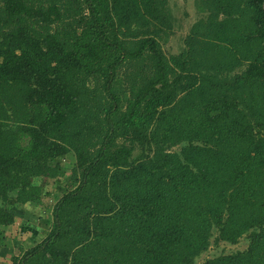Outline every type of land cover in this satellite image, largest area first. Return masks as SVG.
<instances>
[{"label":"trees","instance_id":"trees-1","mask_svg":"<svg viewBox=\"0 0 264 264\" xmlns=\"http://www.w3.org/2000/svg\"><path fill=\"white\" fill-rule=\"evenodd\" d=\"M195 8L170 55L168 0H0V258L193 264L216 229L249 245L206 264H264V0Z\"/></svg>","mask_w":264,"mask_h":264},{"label":"rangeland","instance_id":"rangeland-1","mask_svg":"<svg viewBox=\"0 0 264 264\" xmlns=\"http://www.w3.org/2000/svg\"><path fill=\"white\" fill-rule=\"evenodd\" d=\"M195 2L196 0H168V10L172 17V27L171 30L168 32L165 41L162 42V49L166 54L177 55L181 53L185 48L184 40L189 34L191 28L195 23H197L201 18L205 16V14H200L197 12L195 8ZM131 70L132 67L129 64L123 66L119 72V78L117 81L118 84H116L117 92L122 97L121 104L123 110L126 107L128 96H130V84L127 80V75H129ZM181 146L182 145H179L173 148L172 151L178 152ZM74 162V156L71 155V157L65 161V164L71 169ZM65 174L66 175L64 176V178H68L72 173L66 172ZM76 177L78 178V176ZM38 184L43 189L44 193H49V195H46L43 198L42 207L48 215H51L52 208L62 193H60L55 188L53 179L45 178L42 179ZM67 184H65V186H67ZM36 212L38 211L36 210ZM32 224L37 225V219L32 220ZM17 227L18 226H15L14 228H11L10 230L6 231L10 236L9 246L11 247L8 248H14L13 250L15 254L18 253L20 247L22 249H27L33 245L32 241L30 240V234L18 231ZM217 236L218 231L216 229H213L212 236L209 240L208 248L195 259L193 264H206L208 260L215 259L220 256L233 255L238 252H244L248 248V235H244L236 244L219 241L218 239H216ZM38 238L40 239L41 236H39ZM14 241L17 242V245L14 243ZM5 259L10 261V255L7 254ZM0 264L8 263L0 262Z\"/></svg>","mask_w":264,"mask_h":264},{"label":"crops","instance_id":"crops-1","mask_svg":"<svg viewBox=\"0 0 264 264\" xmlns=\"http://www.w3.org/2000/svg\"><path fill=\"white\" fill-rule=\"evenodd\" d=\"M21 222H17V223H15L13 226H10V227H8L7 229H6V231H8V230H10L11 228H14L15 226H18L17 227V230L18 231H20V229H21V224H20ZM7 233V232H6ZM8 234V233H7ZM7 242H3V245H6L7 247L9 246V244H10V242H9V239H7L6 240ZM9 247H11V246H9ZM1 259H3V260H1ZM0 262H2V263H8V264H10V262L7 260V259H5V258H0Z\"/></svg>","mask_w":264,"mask_h":264}]
</instances>
